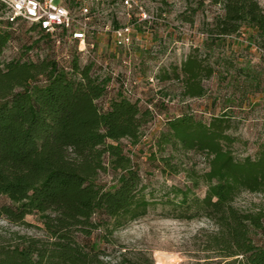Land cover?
<instances>
[{"label":"trees","instance_id":"trees-1","mask_svg":"<svg viewBox=\"0 0 264 264\" xmlns=\"http://www.w3.org/2000/svg\"><path fill=\"white\" fill-rule=\"evenodd\" d=\"M223 9L215 21L220 37L251 29L264 51V7L258 0H211ZM0 12L7 9L0 2ZM0 17V215L25 224L36 215L45 237L13 233L0 241V264H144L141 258L121 252L112 259L102 244L114 247L115 234L128 223L144 217L156 203L149 200L142 178L123 140L137 145L141 130L153 118L122 92L108 108L99 100L111 79L95 70L94 63L81 66L75 58L70 68L57 59L28 62L4 60L14 38V24ZM32 30H37L32 25ZM178 69L176 78H180ZM185 97H202V80L214 69L196 57L181 65ZM169 78L168 75L163 77ZM160 147L172 152L202 153L207 169L192 186L172 187L163 205L169 216L181 220L207 218L217 228L206 251L242 264H264V246L253 235L262 230L263 212L243 211L234 205L243 191L264 192V149L257 157L237 159L229 135L227 115L209 123L181 116L169 122ZM173 155L164 156V170L180 171ZM115 174L113 185L101 184L102 173ZM201 185L204 197L195 193ZM122 251V249H121ZM149 264H154L151 260Z\"/></svg>","mask_w":264,"mask_h":264},{"label":"rangeland","instance_id":"rangeland-1","mask_svg":"<svg viewBox=\"0 0 264 264\" xmlns=\"http://www.w3.org/2000/svg\"><path fill=\"white\" fill-rule=\"evenodd\" d=\"M264 7V0H258ZM144 11L154 17L152 23L133 28L132 45L117 47L113 38L97 43L101 65H107L119 77L110 85L107 94L99 100L106 109L123 82L131 90L126 95L138 101L140 107L149 109L152 120L141 130L137 145L123 140L126 152L138 169L147 198L154 203L148 214L120 229L114 237V247L102 244L112 259L126 252L141 258L144 264H242L239 260L222 259L216 251H206L210 237L217 231L207 218L181 220L169 216V208L162 203L172 187L192 186L207 169L202 153L172 152L160 147L159 140L169 131V122L181 116L209 123L215 116L227 115L232 125L229 135L236 139L232 150L237 159L255 158L264 149V51L261 50L253 31L244 28L238 35L220 37L215 32V21L223 9L211 0H138ZM138 10L132 12L131 23ZM6 16L0 12V17ZM124 22H130L126 18ZM14 38L5 50L4 60L21 59L38 62L58 59L61 67L70 68L75 58L81 66L90 63L81 59L75 46H56L25 21L14 24ZM189 57H196L210 65L214 73L201 82L202 97H185L184 74L181 65ZM180 75L176 78L175 70ZM102 71V70H101ZM168 75L169 78L163 77ZM173 155L172 165L178 174L164 170L161 158ZM98 181L113 185L115 174L102 173ZM206 188L201 185L195 193L204 197ZM9 201L0 197V206ZM234 205L249 212L264 213V192H241ZM263 228L253 238L264 246ZM45 237L42 222L36 215L28 216L25 224L12 223L0 215V241H10L13 233ZM122 249V251H121Z\"/></svg>","mask_w":264,"mask_h":264},{"label":"built area","instance_id":"built-area-1","mask_svg":"<svg viewBox=\"0 0 264 264\" xmlns=\"http://www.w3.org/2000/svg\"><path fill=\"white\" fill-rule=\"evenodd\" d=\"M7 9L5 20L25 21L37 26L43 37L51 39L56 46L73 47L81 59L94 63L95 70L100 63L97 43L101 39L113 38L117 47L132 45L133 28L136 25L152 23L154 17L144 11L138 0H0ZM138 10L131 23L132 12ZM126 18L130 22H124ZM58 60V59H57ZM98 71L111 79L119 77L101 65ZM120 91L130 95L131 90L123 82Z\"/></svg>","mask_w":264,"mask_h":264}]
</instances>
